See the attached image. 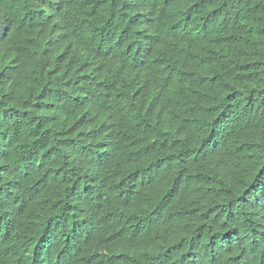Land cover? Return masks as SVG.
Wrapping results in <instances>:
<instances>
[{
  "label": "trees",
  "instance_id": "obj_1",
  "mask_svg": "<svg viewBox=\"0 0 264 264\" xmlns=\"http://www.w3.org/2000/svg\"><path fill=\"white\" fill-rule=\"evenodd\" d=\"M112 1L105 9L109 15L121 8L122 0ZM179 1L186 5L184 17L195 24L183 51L186 59L171 66L166 76L170 91L178 97L187 95L181 116L174 105L153 103L146 80L137 82L134 90H130L131 83L124 78L126 59L116 33L106 32L102 42L108 76L105 68L96 74L80 71L71 80L66 62L73 39H68L69 35L62 38L55 60L48 62L42 56L36 57L33 35L24 24L23 4L18 0H0V16L3 17L0 19V139L6 142L0 146V229H13L3 254V264H30L33 258L35 240H27L14 231L19 227L20 211L29 216L27 225L36 233L50 222L68 229L72 227V221L58 206V200L67 198L70 204H80L84 209L80 219L95 217L101 225L99 236L84 245L79 257L69 264L123 263L128 247L108 236L103 227V212L114 215L126 227L121 237L130 246H144L146 261L157 257L161 240L181 245L194 234L209 237L222 229L223 224L213 216L210 206L224 198L222 187L213 172L192 173L190 163L179 152L159 153L147 163L156 174L170 175L164 184L172 185L175 198L194 202L195 219L188 225L167 223L155 217L153 200L157 194L140 204L153 181L141 182L124 175L105 182L110 203L103 208L82 180L93 174L95 164L89 162L88 153L100 137L91 115L99 109L101 97L112 89L113 76L122 70L124 74L119 75L122 77L115 84L133 94L132 103L125 94L118 102L123 118L122 133L134 129L137 134L141 132L149 138H177L180 147L194 146L200 132L184 122L200 120L215 109L218 101H244L239 90L232 88L226 80L217 86L209 81L218 73L213 58L214 47L219 35L224 33H237L245 39L260 2ZM150 16L149 10L133 4L126 6L124 14L127 19L133 17L139 21H149ZM92 26H101L99 18L95 17ZM76 35L82 36L84 41H92L96 36L95 31L93 34L81 30ZM263 57L264 49L246 68ZM130 73L133 75L131 81L141 79L136 77V68L132 67ZM110 148L119 159H126L131 151L130 143L122 135L110 139ZM17 178L34 191L31 204L14 207L22 195ZM103 181L101 178L100 182ZM256 264H264V250Z\"/></svg>",
  "mask_w": 264,
  "mask_h": 264
},
{
  "label": "clouds",
  "instance_id": "obj_2",
  "mask_svg": "<svg viewBox=\"0 0 264 264\" xmlns=\"http://www.w3.org/2000/svg\"><path fill=\"white\" fill-rule=\"evenodd\" d=\"M18 1L23 4L25 27L33 35L36 57L42 56L48 62L55 60L62 38L69 35L68 39H73L66 62L71 80L80 71L96 74L105 68L108 76L102 53L104 35L116 33L121 41L127 73L122 70L113 76L112 89L101 97L99 109L91 115L100 137L88 153L89 162L95 164L93 174L82 178L100 206L105 208L110 203L104 183L128 175L141 182L153 181L140 204L157 194L153 200L155 217L181 225L194 221V202L175 198L172 185L164 184L170 175L156 174L147 163L149 158L167 151L184 155L194 174L213 172L225 194L223 199L210 204L213 216L223 224L219 232L215 231L209 237L194 234L181 245L161 240L158 255L152 261L145 260L144 246H130L121 237L126 227L114 215L103 212V227L108 236L128 247L122 264L258 263L264 250V57L252 67H246L264 49V0H257L260 7L253 13L245 39L237 33H224L219 35L214 47L213 58L218 73L209 81L217 86L226 80L232 88L239 90L244 101H218L215 109L200 120L184 122L200 132L196 145L189 147H180L179 139L171 136L149 138L144 133L137 134L134 129L122 133L123 118L118 102L125 94L132 103L133 94L115 84L122 74L131 83L130 90H134L137 82L146 80L153 103L174 105L181 116L187 95L178 97L170 91L166 76L171 66L186 59L183 51L187 47V38L195 30L194 22L184 17V2L122 0L121 8L109 15L105 9L111 6L112 0ZM128 4L149 10L150 20L125 18ZM85 9L87 14L84 15ZM95 17L99 18L100 27L92 26ZM80 30L93 34L95 31L96 36L92 41H84L82 36L76 35ZM132 67L137 69L136 77L140 80L131 81ZM116 135L124 136L130 143L131 151L126 159L117 158L110 148V139ZM221 137L222 142L213 147ZM3 145L6 142L0 139V146ZM17 182L22 195L14 207L31 204L34 191L26 187L23 180L17 178ZM58 206L70 217L72 227L62 229L50 222L36 233L27 225L29 216L26 212L20 211L18 215L19 227L14 231L27 240H35L30 264H69L79 257L84 245L100 234L98 219L79 218L84 210L80 204L72 205L67 198L58 200ZM12 230V227L0 229V264H3Z\"/></svg>",
  "mask_w": 264,
  "mask_h": 264
},
{
  "label": "bare ground",
  "instance_id": "obj_3",
  "mask_svg": "<svg viewBox=\"0 0 264 264\" xmlns=\"http://www.w3.org/2000/svg\"><path fill=\"white\" fill-rule=\"evenodd\" d=\"M221 142H222V137L218 139V143H216L215 146L219 145ZM215 146H213V147H215Z\"/></svg>",
  "mask_w": 264,
  "mask_h": 264
}]
</instances>
